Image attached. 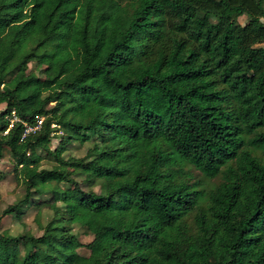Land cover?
Returning a JSON list of instances; mask_svg holds the SVG:
<instances>
[{
    "label": "trees",
    "instance_id": "16d2710c",
    "mask_svg": "<svg viewBox=\"0 0 264 264\" xmlns=\"http://www.w3.org/2000/svg\"><path fill=\"white\" fill-rule=\"evenodd\" d=\"M263 20L264 0H0V159L25 189L0 264H264ZM61 184L74 209L2 233Z\"/></svg>",
    "mask_w": 264,
    "mask_h": 264
},
{
    "label": "rangeland",
    "instance_id": "374dc122",
    "mask_svg": "<svg viewBox=\"0 0 264 264\" xmlns=\"http://www.w3.org/2000/svg\"><path fill=\"white\" fill-rule=\"evenodd\" d=\"M246 17H241L239 19L240 24L245 25L247 23ZM264 22V20H263ZM42 68L34 65L33 63L29 65V72H32L37 77H44L41 72ZM53 105V104H52ZM6 105L0 106V113L4 111ZM59 139H54L52 142V150L57 148L59 145ZM91 147V144H86L83 147L73 146L70 153L75 157H84L87 149ZM51 161H43L42 168L51 166ZM73 173L77 171L70 170ZM199 177V173L194 171ZM79 182L81 178H77ZM60 189L65 191L70 198L65 203L54 202L52 196L47 194L45 196L36 198L32 201V204L25 209V214L20 218L18 216H5L2 218L1 231L7 237H15L21 234L27 236H41L43 234V228L51 221L52 212L48 205L52 204L55 207L71 210L74 209L75 203L73 202L72 196H76L71 190L72 188L68 184H61ZM84 190L89 191V189L83 187ZM96 193H100L99 187L93 189ZM25 196V189L21 181L17 179L14 162L9 152H4L0 159V217H2L3 211L9 206L16 205ZM75 232L79 234L80 240L83 244H89L94 239V234H86L83 230L75 228ZM78 255V263L81 264L85 260L92 259L95 257V253L87 248L76 249Z\"/></svg>",
    "mask_w": 264,
    "mask_h": 264
},
{
    "label": "built area",
    "instance_id": "2783aa9c",
    "mask_svg": "<svg viewBox=\"0 0 264 264\" xmlns=\"http://www.w3.org/2000/svg\"><path fill=\"white\" fill-rule=\"evenodd\" d=\"M16 120V119H15ZM42 120H40V121H38V125L35 127V128H31V127H27V126H25L26 127V133H25V135L26 134H28V133H30V132H35V131H37L38 129H40V127H41V125H42ZM8 132H6V134H7ZM25 135H24V137H25Z\"/></svg>",
    "mask_w": 264,
    "mask_h": 264
}]
</instances>
